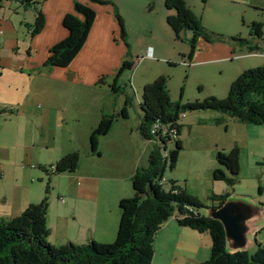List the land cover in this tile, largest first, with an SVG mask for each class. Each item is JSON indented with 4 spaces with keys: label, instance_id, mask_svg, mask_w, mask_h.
<instances>
[{
    "label": "crops",
    "instance_id": "1",
    "mask_svg": "<svg viewBox=\"0 0 264 264\" xmlns=\"http://www.w3.org/2000/svg\"><path fill=\"white\" fill-rule=\"evenodd\" d=\"M42 1L33 0L26 4L24 0H4L0 12V36L4 34L3 26L11 29L9 34L14 55V51L20 48L17 32H14L12 16L19 15L21 11L27 14L28 9L32 10L31 21L20 22L21 26L28 28V34L31 35L29 53H26V56L15 54V57L21 59L22 64H26L29 72H33L31 78L34 84L28 101L37 109L35 114L39 116L41 125L47 130L69 127L80 136V149H67L62 145L58 147L56 143L42 146L46 151L53 149L55 162L68 154L78 153L79 150L83 152L74 173L56 177L59 207L53 212L55 200L49 204L48 240L55 246L67 243L84 245L93 241L112 244L118 234L119 203L122 199L134 195L132 177L138 169L147 166V159L152 149L158 145L153 140L145 139L140 133L143 117L140 104L143 88L159 76L170 74L171 61H167V56H170L167 46L172 42L174 34L167 24V17L171 13H165L166 22L161 17L158 21L160 4L162 1L165 4V0H155L151 11L148 10L147 0H102L111 2L119 10L128 35L125 42L121 37V27L115 18L113 5L78 0L96 12L94 26L80 54L68 67L49 70L44 64L49 50L68 35L63 26V19L67 14L74 13V0H46L40 4ZM185 2L202 19L208 30L218 32L219 28L205 16V11L199 15L194 1L185 0ZM208 5L219 6L221 10L225 7L230 8L229 19L235 23L242 22L246 14L252 13L257 19L253 18L251 24L254 22L263 24L261 40L252 38L250 30L248 37H241L250 40L251 45L257 48L253 52L228 41L208 42L200 38L193 57L187 63L182 60L188 68L200 66L217 70L223 91L227 84L230 86L244 71L264 66V22H262L264 0H209L206 6ZM37 9L43 11L45 26L38 35L32 37ZM217 34L229 38L237 37L239 33ZM149 49L153 53L152 57L146 56ZM171 58L176 59L174 56ZM124 61L132 62L133 69L122 75L118 86H124L122 89L127 87L128 92L126 91L123 96H116L119 94H114L111 87ZM146 63L158 66L155 68L151 65V69L137 73L139 65ZM127 96L136 99L133 100L140 108L142 114L140 119L138 116V120L132 122L129 108L128 118L115 119L110 133L99 139L98 154L92 153L90 148L92 132L98 127L104 115L115 116L120 112ZM232 122L238 123L240 127L244 126L245 136L249 137L248 125L241 124L225 114L211 111L192 112L188 115L185 113L179 120L180 140L184 149L188 148L183 141V131L186 129L195 141L204 139V143L195 144L197 150L208 152L213 157L219 150L226 152L231 150L234 145L237 146L231 143L229 135ZM251 132L257 133L258 130ZM166 180L169 190L172 181L170 178ZM176 186L179 188L178 185ZM227 192L228 189L222 191L223 194ZM61 198L64 199L63 203L60 201ZM253 206L258 209V215L250 222L252 232L248 235V244L244 249L250 253L257 249L255 238L263 232L264 227L263 209L258 205ZM154 248L156 251L152 264H202L210 259L211 238L208 233L200 234L179 226L176 218L173 217L158 232Z\"/></svg>",
    "mask_w": 264,
    "mask_h": 264
},
{
    "label": "trees",
    "instance_id": "2",
    "mask_svg": "<svg viewBox=\"0 0 264 264\" xmlns=\"http://www.w3.org/2000/svg\"><path fill=\"white\" fill-rule=\"evenodd\" d=\"M33 0H24L29 4ZM46 1V0H43ZM43 1L40 3L42 4ZM100 5H113L102 0H90ZM148 10H153L155 0H147ZM209 0H201L206 5ZM4 0H0V12ZM165 7L171 14L167 24L175 34L177 41L183 39L189 45V59L198 48L200 38L208 42L228 41L234 45L246 47L250 52L257 50L251 41L241 37H224L208 30L185 0H165ZM116 20L121 27V37L127 42L128 35L124 28L119 10L114 6ZM74 13L67 14L63 26L67 37L49 50L45 68H66L82 50L88 35L94 26L96 12L74 0ZM33 25L32 37L38 35L45 26V17L41 9H37ZM173 12V13H172ZM1 14V13H0ZM251 37L261 40L263 24L254 22L250 26ZM189 35V37H187ZM184 36L185 38H182ZM118 75L114 79L112 92L121 94L122 87L118 81L122 75L133 69V63L124 61ZM169 77L161 75L143 88L140 104L143 117L140 133L147 140H154L150 134L151 126L157 120L171 124V130L178 133L175 148L165 152L166 147L156 145L149 156L146 167L140 168L132 177L134 195L122 199L119 203L120 222L116 241L112 244H100L95 241L84 245L67 243L62 246L51 244L48 239L50 229L47 225L49 211L48 197L39 204L31 205L24 213L11 220H0V264H152L155 254V239L162 226L175 217L181 227L189 228L200 234L208 233L211 238L210 259L202 264H264V245L250 253L246 250L230 252L227 249L226 234L222 223L203 214L211 208H218L230 198V193L216 195L212 193L210 200L217 206H205L196 197L190 196L185 189L178 188L172 182L169 190L161 184L167 169L175 170L180 155L184 150L180 140L182 114L192 112H219L244 125H264V66L244 71L232 82L225 99L208 97L203 101L183 104L172 102L169 92ZM184 89L181 94L183 95ZM132 106V98L127 96L120 112L115 115H104L98 127L90 137L92 153L98 154L101 137L107 136L115 119H127L128 109ZM8 111L0 110V115ZM240 148L235 146L229 151L219 150L215 161L219 168L215 169L212 179L224 182L232 188L238 182L241 172ZM80 161L78 153H71L56 162L51 175L74 173ZM264 165V161L261 163ZM51 166V167H53ZM50 167V168H51ZM45 169V168H42ZM3 176L0 167V177ZM262 193V189L259 188Z\"/></svg>",
    "mask_w": 264,
    "mask_h": 264
},
{
    "label": "rangeland",
    "instance_id": "3",
    "mask_svg": "<svg viewBox=\"0 0 264 264\" xmlns=\"http://www.w3.org/2000/svg\"><path fill=\"white\" fill-rule=\"evenodd\" d=\"M191 1H194L199 15L205 11V16L219 28L218 32H213L215 34L239 33L231 35L246 38L252 19H257L255 14L248 13L241 20L242 22L235 23L229 19L230 8L225 7L221 10L216 5H203L201 0ZM28 10L27 14L21 11L19 15L12 16L14 32H17L20 48L14 51V55L9 34L11 29L6 26L1 27L4 34L0 36V110L7 108L16 111L0 115V167L3 172V176L0 177V220H11L22 215L31 205L39 204L46 196L49 204L55 200L53 212L57 211L59 207L56 193L57 176L45 172V170L50 171V167L55 165V157L53 149L46 151L42 146L56 143L58 147L62 145L67 149H80V136L75 134L74 130L69 127L47 130L44 125H41L39 116L35 114L37 109L33 108L28 101L34 84L31 78L33 72H29L26 64H22L21 59L15 57V54L26 56V53H29L28 45L31 35L28 34V28L20 24L21 21H31L33 12L31 9ZM192 11L194 12L193 9ZM165 13L169 12L162 1L158 21L161 18L165 21ZM172 33L174 34L173 31ZM155 34L159 38V35ZM182 38L185 37L182 36ZM167 52L170 53L167 61H171L170 74L167 76L172 102L181 101L187 104L197 100L203 101L208 97L220 100L227 97L231 84L230 86L227 84L222 91L221 77L217 70L200 66L188 68L183 64L182 60L185 63L189 60L190 48L186 41L181 39L177 42L174 34L172 42H169L167 46ZM173 56L178 60L171 58ZM151 65L153 64L139 65L137 73L151 69ZM153 66L156 68L158 65ZM121 84L123 85L122 82ZM182 89H184L183 95ZM126 91L127 87L116 96H123ZM131 98V120L135 123L138 116L140 119L142 114L133 100L135 98ZM230 126L231 143L236 144L241 151V172L236 185L229 188L224 182L213 181V171L219 168L215 161L216 157L210 156L208 152L197 150L195 144L204 143V139L195 141L186 129L183 131V141L188 148L182 151L175 170L167 169L165 177L170 178L179 188L185 189L190 196L196 197L209 208L217 206L210 200V195L212 193L221 195L223 190L228 189L231 200L258 205L263 209L264 215V165H261L264 161V126H248L249 137L245 136L244 126L240 127L241 125L233 122ZM251 130H258V132L253 133ZM166 148L168 151L173 150L175 144H168ZM79 151L78 154L83 155L82 150ZM229 151L230 149L227 150ZM164 186L166 189L169 188L168 183ZM259 188L262 189V193L259 192ZM62 200L64 199H60L63 203ZM202 213L207 214L206 210H202ZM255 243L257 246L264 245V227L263 232L255 238Z\"/></svg>",
    "mask_w": 264,
    "mask_h": 264
},
{
    "label": "water",
    "instance_id": "4",
    "mask_svg": "<svg viewBox=\"0 0 264 264\" xmlns=\"http://www.w3.org/2000/svg\"><path fill=\"white\" fill-rule=\"evenodd\" d=\"M258 215V209L241 200H228L218 208H211L207 216L222 223L227 248L233 252L242 251L248 244L251 234L250 222Z\"/></svg>",
    "mask_w": 264,
    "mask_h": 264
},
{
    "label": "built area",
    "instance_id": "5",
    "mask_svg": "<svg viewBox=\"0 0 264 264\" xmlns=\"http://www.w3.org/2000/svg\"><path fill=\"white\" fill-rule=\"evenodd\" d=\"M152 54V51L149 49L146 53V56L152 57ZM183 116L184 114L181 115V117ZM171 124L174 123H165L161 120H157L151 126L150 134L154 138L153 141L157 142V144H159V146H161L162 148L167 147L168 144H175L179 138L178 133H171ZM164 151L167 152V148ZM54 170V166L50 168L51 172H53ZM165 183H167V180L166 178H163L161 184L164 185Z\"/></svg>",
    "mask_w": 264,
    "mask_h": 264
},
{
    "label": "bare ground",
    "instance_id": "6",
    "mask_svg": "<svg viewBox=\"0 0 264 264\" xmlns=\"http://www.w3.org/2000/svg\"><path fill=\"white\" fill-rule=\"evenodd\" d=\"M171 133H176V132H175L174 129H173V130H171Z\"/></svg>",
    "mask_w": 264,
    "mask_h": 264
}]
</instances>
